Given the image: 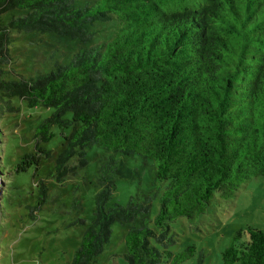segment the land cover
<instances>
[{"label": "trees", "instance_id": "16d2710c", "mask_svg": "<svg viewBox=\"0 0 264 264\" xmlns=\"http://www.w3.org/2000/svg\"><path fill=\"white\" fill-rule=\"evenodd\" d=\"M15 9L25 13L0 18V114L16 110L12 98L53 112L13 169H37L41 156H52L41 143L53 128L71 127L50 172L57 184L87 164L94 144L151 160L165 183L140 201L108 207L115 178L132 171L112 154L100 157L94 218L70 264L93 262L115 222L127 226L124 262L111 264H184L194 249L171 250V222L203 215L216 196L232 197L250 178L264 177V0H0V16ZM97 22L113 28L91 44ZM13 31L52 32L82 45L66 63L25 78L11 66ZM38 186L45 198L46 180ZM222 260L264 264V230H238Z\"/></svg>", "mask_w": 264, "mask_h": 264}, {"label": "rangeland", "instance_id": "374dc122", "mask_svg": "<svg viewBox=\"0 0 264 264\" xmlns=\"http://www.w3.org/2000/svg\"><path fill=\"white\" fill-rule=\"evenodd\" d=\"M24 13L15 9L0 18L6 22L11 14ZM112 26L113 22H97L91 44L107 40ZM10 38L11 66L25 78L37 71L49 72L56 63H66L82 45L52 32L13 31ZM10 102L16 110L0 114V164L6 167L3 172L0 168V264H70L85 227L94 218L100 157L112 154L113 159L132 171V175L115 178L116 187L108 207L126 205L130 199L140 201L156 186L164 187L165 183L155 178L151 160L137 154L111 153L96 144L87 149V164L74 177L57 184L50 172L62 149L63 135L69 134L71 127L53 128V138L41 143L52 156H41L37 169L32 165L26 171L16 172L13 165L34 150V130L53 109L29 108L18 98ZM41 180L47 183L45 198L40 196ZM76 198L80 208L74 203ZM157 208L154 201L150 216L155 215ZM170 225L175 238L171 250L178 252L187 246L194 249L184 264H223L222 252L238 230L248 226L264 230V177L250 178L232 197L216 196L205 214L192 219L179 217ZM126 229L125 224L113 223L110 242L90 264H111L114 257L123 263Z\"/></svg>", "mask_w": 264, "mask_h": 264}]
</instances>
